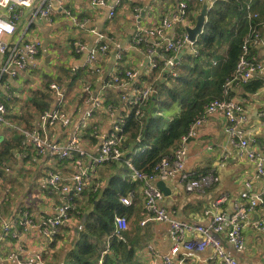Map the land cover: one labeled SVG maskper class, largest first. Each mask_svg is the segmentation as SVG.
Returning a JSON list of instances; mask_svg holds the SVG:
<instances>
[{"label":"crops","instance_id":"0c3cea01","mask_svg":"<svg viewBox=\"0 0 264 264\" xmlns=\"http://www.w3.org/2000/svg\"><path fill=\"white\" fill-rule=\"evenodd\" d=\"M181 1L189 3L192 0H106L107 5L103 7L93 5L91 0H62L61 2L55 1L53 22L49 23L40 18L34 20L31 33L38 35L43 41L41 67L34 71L21 70L17 76L7 77L11 84V99L6 97L3 88L0 89V99L5 102L9 111L7 118L14 123V126L0 124V149L3 141H10L14 144L10 151L11 155L7 157L2 167L4 175H2L3 173L0 175V233L3 222L14 221L24 210L30 211L38 224H43L47 217L55 214L56 208L64 199L62 193L48 190L44 180L47 172L55 170L70 176L77 171V167L72 161L61 159L49 151L37 150L25 136V129H39L46 139L66 144L80 120L84 118L85 111L89 108L85 100L87 93L85 87L91 85L93 96H98L107 102H114L117 111L111 116L103 105L100 113L94 114L93 118L88 120L84 118L88 126L85 131L86 139L81 144L86 151L83 159L84 164L87 165L90 155L95 154L99 146L97 139L88 136L94 129V125L97 131L103 135L110 131L118 115L132 112L130 105L124 103L120 95L121 93L131 94L133 92L132 83L128 89H107L103 87L99 77L82 68L88 53L77 54L73 51L71 41L74 25L67 16L66 10H71L79 19L89 18L91 25L106 35V41L110 47L109 52L99 58L103 67V77L114 74L118 67L134 68L139 71L140 75L134 86L141 87L146 82H150L145 77L149 76L152 68L144 47L134 45L137 28L155 26L163 17L177 15ZM114 5H116L115 13L111 15L110 10ZM135 5L139 7L138 11L134 10ZM200 8L198 11L194 10L188 14L184 21H177L174 27L166 31L164 39H176L185 33L186 26L195 24ZM27 16L28 13L22 17L21 24H26ZM262 31L264 34V26ZM80 36L88 48L92 47L96 41V36L87 30L81 31ZM187 50L191 51L192 46ZM117 51L123 53L122 61H117L115 57ZM257 55L264 59V50H258ZM1 60L2 56H0ZM51 65H60V74L57 77L58 81L51 79L48 83L56 81L67 92L68 123L65 126L59 124L45 126L41 123L39 114L32 116L27 121L28 117L25 120L23 108L21 109L18 104H15L16 101L21 102V97L23 102L28 101L27 103H29L33 93L36 94L39 91V93L45 92L52 95L54 101L51 107H53L56 98L54 92L49 86L43 88L45 75L56 77L51 70ZM74 66L78 67L76 72L71 69ZM164 71L163 68L159 76L160 81L164 77ZM74 75H77L76 79H73ZM67 83L68 85H66ZM38 84L40 85L38 86ZM24 90L31 95H24ZM231 93L233 99L241 101L246 107L249 115L247 127L256 138V148L264 151V69L255 75L248 86H235ZM75 153H77L76 150ZM185 166L187 170L196 173L213 171L220 177V182L210 187L204 196L187 192L179 174L173 175L170 180L166 181L172 191L171 198H166L167 210L178 218L195 223L207 224L209 222V218L204 215V210L210 207L215 197L221 194L227 196V200L215 211L221 210L227 215H231L234 212V204L239 199L247 180H251L255 184V188H260L262 185L256 175L254 164L230 143L225 132L224 119L218 114L209 116L201 128L199 136L189 142ZM105 168L107 166L101 165L93 173L95 180L100 183L99 190L108 185L107 176L101 171ZM126 173H123V177ZM132 190L135 191L132 204L134 210L128 218L129 228L125 231L129 233L131 241L135 245L137 262L149 264V253L146 248L149 243L154 244L161 253L170 252L173 245L170 225L154 221L142 226L140 221L144 214L140 184ZM90 196L91 193L87 192L75 196L80 209L89 207ZM261 213L262 209L258 208L254 217L259 218ZM19 230L22 233L19 239L0 241V264H13V260H9L8 254L19 244L26 247L23 254L25 256L35 255L42 249L47 250L50 264L51 254L55 253L57 256L60 250L65 247L68 237L75 233L74 228L68 224L64 228H60L54 240L45 237L39 226L19 228ZM244 236L245 248L241 252H237L227 245L224 236H222L227 252L236 257L240 264H264V235L260 231L248 227L244 231ZM212 256L213 258H211ZM214 256L213 247L192 252L181 249L179 253V258L184 257L185 264H222V261ZM61 259L59 264H63L64 257Z\"/></svg>","mask_w":264,"mask_h":264},{"label":"built area","instance_id":"2783aa9c","mask_svg":"<svg viewBox=\"0 0 264 264\" xmlns=\"http://www.w3.org/2000/svg\"><path fill=\"white\" fill-rule=\"evenodd\" d=\"M55 1L61 2L62 0H27V3H23L21 0H0V56H2L0 61V89L3 88L8 99L12 97L11 84L8 80L3 81L4 76L15 77L21 70L34 71L41 67L43 41L41 37L31 33V27L36 18L46 20L49 23L54 21ZM203 1L197 0L201 4ZM215 1L211 0V3L213 4ZM91 3L102 7L107 5L106 0H91ZM115 6L110 10L111 15L115 13ZM188 7L187 1H181L177 15L165 16L155 26L137 28L134 45L144 47L152 69L157 67V58H160L164 61V69L170 67V74L172 76L177 75L175 66L178 64L176 61L178 52L182 51L188 43L192 46L194 42L189 40L187 32L176 39L169 40H165L164 35L167 30L176 25L177 21L187 19ZM134 10L138 11L139 7L135 5ZM26 13H28L26 24H21V19ZM66 14L74 25L71 41L73 51L77 54L88 53L82 68L99 77L103 87L107 89H128L132 83L133 92L131 94L121 93L120 95L123 102L130 105V110L132 112L135 110V115L142 118L145 115L144 109L158 91L155 82H146L141 87L134 86L140 76L139 71L134 68H120L118 66L114 74L103 77V67L99 58L109 52L110 47L106 41V35L91 25L89 18L79 19L71 10H66ZM258 17V12L249 11L250 19ZM262 24H264V20L261 21ZM258 26H252L249 34L246 35L235 74L227 79L223 85L224 93H229L233 87L247 82L264 69V59L257 55L258 50H264V35ZM84 30L96 36V41L90 48L81 39L80 32ZM251 48L254 50L253 53ZM115 57L117 61H122L124 58L123 53L119 51L116 52ZM71 69L76 72L78 67L74 66ZM49 86L55 94V102L53 107L39 113L40 121L45 126L56 124L65 126L68 123L66 89L56 81L50 83ZM85 91L87 92L85 100L89 106L84 113L86 120L93 118L94 114L100 113L103 105L111 116L116 113L117 107L114 102H107L98 96H93L91 85H87ZM8 113L5 102L0 99V124L14 126V123L7 118ZM129 114L130 112L118 115L110 131L103 135L97 131L94 125V129L90 131L88 136L97 139L99 146L97 152L90 155L87 165L84 164L83 159L86 151L81 144L86 139L85 131L88 126L84 118L80 120L66 144L46 139L39 129H25V136L37 150L49 151L61 159L72 161L77 167V171L66 176L55 170H49L44 178L48 190L60 192L64 196L63 202L58 205L55 214L47 217L43 224H38L33 214L24 210L14 221L3 222L0 241L19 239L22 234L19 228L36 226L41 228L45 237L54 240L62 226L68 224L75 228L80 225L84 211L77 205L75 196H79L85 191L98 190L100 183L95 180L93 175L96 168L125 156L128 151L125 141L128 137L124 133V126ZM213 114L223 117L225 132L230 143L254 164L256 175L261 180L262 185L260 188H255V184L251 180H247L239 199L234 204V212L231 215H227L221 210L215 211L227 200V196L221 194L215 197L210 207L204 210V215L209 218V222L207 224L195 223L178 218L167 210L165 204L167 196L159 188L157 182L160 180L166 182L173 175L179 174L185 190L199 196H204L210 187L220 182L219 175L213 171L196 173L187 170L185 166L189 142L199 136L201 128L209 116ZM248 121V111L241 101L233 98L213 99L206 106L204 114L191 123L188 131L181 137L179 144L171 150L169 155L162 158L152 172L137 168L130 158L126 160L129 171L124 177L134 182H140L143 198L142 212L144 214L140 224L144 226L149 222L157 221L170 225L173 240L170 252L161 253L154 244L149 243L146 247L149 253V264H185L184 257L179 258L181 249L192 252L203 251L207 247H213L214 258L220 259L222 264H240L236 257L227 252L221 237L224 236L227 245L235 251L241 252L245 248L244 231L246 228L256 229L264 235V151L256 148V138L247 127ZM140 139L141 136L139 135L137 140L140 141ZM137 150L143 152L145 149L139 148ZM134 197L135 191L131 190L121 198V202L125 206H132ZM258 208L262 209V213L259 218H255L254 214ZM115 226L116 233L125 240L122 232L129 228L128 218L124 215H116ZM25 251L26 247L19 244L9 251L8 258L13 260V264H49L47 250L42 249L32 256L23 255ZM99 264H103L102 258L99 259Z\"/></svg>","mask_w":264,"mask_h":264},{"label":"trees","instance_id":"16d2710c","mask_svg":"<svg viewBox=\"0 0 264 264\" xmlns=\"http://www.w3.org/2000/svg\"><path fill=\"white\" fill-rule=\"evenodd\" d=\"M199 8L197 0H192L187 12L190 14ZM250 10L258 12L259 17L250 19ZM262 20L264 0H216L209 9L203 32L192 45V50H186L175 66L176 76L169 72L165 81H160L165 64L157 58V67L145 77L157 85L156 99L147 104L142 118L135 115V110L127 116L124 133L128 137L125 141L128 151L122 159L103 164L107 166L101 170L107 176L106 187L85 191L91 193L89 207L83 208L86 217L84 220L82 218L81 226L74 228L77 233L75 243L66 249V255H63L64 252L58 254L57 259L64 257L63 264H99L101 258L103 264H139L129 233L122 232L124 240L116 233L115 226L116 215L129 218L134 210L133 206H125L121 198L140 184L123 177V173L129 171L126 160L130 158L137 168L152 172L162 158L179 144L191 123L204 114L210 101L232 99L231 91L224 93L223 85L235 74L244 39L252 26L260 23L258 28L263 34ZM251 52H254L252 48ZM76 78L77 75H74L73 79ZM252 79L239 85L248 86ZM5 80L6 76L3 77ZM53 101L51 94H36L33 98L35 112L28 113L27 121L48 110ZM170 114L172 117L169 119L166 115ZM139 135L140 141L137 140ZM2 144L0 175L14 147L10 141H3ZM139 148L145 150L138 151Z\"/></svg>","mask_w":264,"mask_h":264},{"label":"water","instance_id":"95a60500","mask_svg":"<svg viewBox=\"0 0 264 264\" xmlns=\"http://www.w3.org/2000/svg\"><path fill=\"white\" fill-rule=\"evenodd\" d=\"M212 3L211 0H204L201 4V8H200V12L198 13V15L196 16V22L193 26H186V32L188 34L189 40L191 42H195L198 38V36L203 32V28L207 22V17H208V12L209 9L211 8ZM191 45L188 43L185 48L178 54L176 61H180V59L182 58L183 54H185L186 50L188 48H190ZM49 61V59H48ZM170 72V67H167L164 71V77L162 78V81H165L166 75L167 73ZM68 85V83L66 84ZM153 99H156V96L153 97ZM159 188L164 192V194L168 197L171 198L172 195V191L171 188L166 184V182L164 181H158L157 182ZM85 215L83 217V220L85 219ZM82 225V223L80 224V226Z\"/></svg>","mask_w":264,"mask_h":264},{"label":"rangeland","instance_id":"374dc122","mask_svg":"<svg viewBox=\"0 0 264 264\" xmlns=\"http://www.w3.org/2000/svg\"><path fill=\"white\" fill-rule=\"evenodd\" d=\"M199 5H200V7H201V4L200 3H198ZM51 67V70H52V72L53 73H55V75H56V77L55 78H53L52 76H46L45 75V77L46 78H44V80H43V83H44V86H43V88H47V86H48V81H50L51 79H55V80H57V77H58V75L60 74L59 72H60V65H51L50 66ZM58 81V80H57ZM40 82H42L41 80H40ZM40 84H38V86H39ZM24 92V95L25 94H29V95H31V93H28V91H23ZM36 94L37 95H39V91H37L36 92ZM36 94H34L33 93V95L31 96V99H30V102L29 103H27L28 101H26V102H23V98L21 97L20 98V100H21V102H18V101H16V103L15 104H18L19 105V108H23V110H24V117H25V120H26V118L28 117V113L29 112H31V111H33V112H35V107H34V104H33V98H34V96L36 95ZM27 104H29L28 106H27ZM22 110V111H23ZM173 114V113H172ZM172 114H170V115H166V117H168L169 119L172 117ZM77 233L75 232L74 233V235L73 236H71V237H68V240H67V242H65V247H63V249H61L60 250V253L62 254L63 252L65 253V251H66V249H68V248H70V247H72V245L75 243V241H76V237H77V235H76ZM75 235H76V237H75ZM59 253V254H60ZM62 259L60 258V259H57L56 258V256H55V253H53V254H51V262H50V264L52 263V264H59V262L61 261ZM62 264V263H61Z\"/></svg>","mask_w":264,"mask_h":264},{"label":"clouds","instance_id":"9594fccd","mask_svg":"<svg viewBox=\"0 0 264 264\" xmlns=\"http://www.w3.org/2000/svg\"><path fill=\"white\" fill-rule=\"evenodd\" d=\"M21 2H23V3H27V0H21Z\"/></svg>","mask_w":264,"mask_h":264},{"label":"bare ground","instance_id":"6f19581e","mask_svg":"<svg viewBox=\"0 0 264 264\" xmlns=\"http://www.w3.org/2000/svg\"><path fill=\"white\" fill-rule=\"evenodd\" d=\"M181 34V33H180Z\"/></svg>","mask_w":264,"mask_h":264}]
</instances>
